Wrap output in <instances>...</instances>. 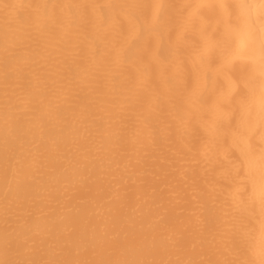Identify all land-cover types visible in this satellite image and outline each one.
Returning <instances> with one entry per match:
<instances>
[{"label":"bare ground","instance_id":"6f19581e","mask_svg":"<svg viewBox=\"0 0 264 264\" xmlns=\"http://www.w3.org/2000/svg\"><path fill=\"white\" fill-rule=\"evenodd\" d=\"M0 264H264V0H0Z\"/></svg>","mask_w":264,"mask_h":264}]
</instances>
